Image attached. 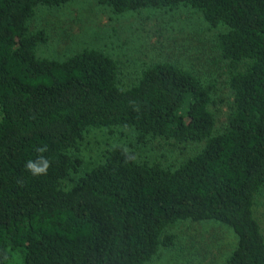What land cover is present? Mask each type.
Instances as JSON below:
<instances>
[{
	"label": "trees",
	"instance_id": "obj_1",
	"mask_svg": "<svg viewBox=\"0 0 264 264\" xmlns=\"http://www.w3.org/2000/svg\"><path fill=\"white\" fill-rule=\"evenodd\" d=\"M70 1L0 0V264H150L174 244L166 229L182 221L232 231L225 264H264L254 214L264 188V0H91L115 15L184 7L217 31L230 97L221 131L213 81L174 62L146 65L123 84L102 50L39 56L47 34L30 20ZM92 127L132 129L141 144L203 145L172 167L114 144L81 173L77 152ZM41 155L51 166L34 176L25 163Z\"/></svg>",
	"mask_w": 264,
	"mask_h": 264
},
{
	"label": "rangeland",
	"instance_id": "obj_2",
	"mask_svg": "<svg viewBox=\"0 0 264 264\" xmlns=\"http://www.w3.org/2000/svg\"><path fill=\"white\" fill-rule=\"evenodd\" d=\"M29 28L43 29L47 34V41L37 47L39 56L61 59L85 47L99 49L117 60L123 84L133 82L144 66L159 61L174 62L204 83L213 81L214 102L210 109L215 115L216 129L225 128L230 97L214 43L217 31L208 28L193 10L142 9L115 15L91 0H72L52 9L40 7ZM114 144L129 145L138 159L172 167L203 145L161 137L141 144L132 129L92 127L84 132L77 152L83 161L80 172L97 164L104 151ZM77 176L65 179L63 185L70 187ZM254 214L264 233V188L256 198ZM166 233L175 236L173 246L161 248L150 264H225L235 244L232 231L212 222H177Z\"/></svg>",
	"mask_w": 264,
	"mask_h": 264
},
{
	"label": "clouds",
	"instance_id": "obj_3",
	"mask_svg": "<svg viewBox=\"0 0 264 264\" xmlns=\"http://www.w3.org/2000/svg\"><path fill=\"white\" fill-rule=\"evenodd\" d=\"M37 152L43 153L47 151V146L39 147L36 149ZM51 166V161L44 156H39L36 161L28 160L25 163V168L31 172L32 175H45L47 170Z\"/></svg>",
	"mask_w": 264,
	"mask_h": 264
}]
</instances>
